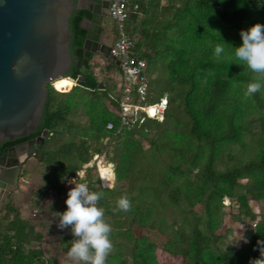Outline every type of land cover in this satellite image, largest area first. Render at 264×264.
Wrapping results in <instances>:
<instances>
[{"label":"trees","instance_id":"obj_1","mask_svg":"<svg viewBox=\"0 0 264 264\" xmlns=\"http://www.w3.org/2000/svg\"><path fill=\"white\" fill-rule=\"evenodd\" d=\"M127 8V33L135 42L134 54L147 62L149 75L147 95L135 100L152 103L169 92L165 119L146 118L116 132L121 89L113 72L118 65H107L99 52L84 49L86 38L97 39L100 29L94 33L83 27L84 18H95L90 9H75L70 18L73 63L67 71L70 77L62 78L76 84L70 89L48 84L38 128L6 141L46 131L43 143L36 144L24 164L26 190L18 198L12 196L0 214V264H68L60 253L78 258L69 225L89 206L91 192L97 211L83 222L90 260L78 264H103L100 250L109 235L119 245L124 246L117 240L122 235L132 244L133 264H162L159 253L176 264H264V74L256 68H264V0H128ZM158 64L166 76L154 78ZM81 105L87 125L72 115ZM109 122L113 129L107 128ZM148 126L160 128L165 138L151 140V167L158 164L160 151L171 146L172 161L160 165L164 172L157 183L141 163L147 152L137 134L146 137ZM114 138L118 143L116 159L112 158L113 186L99 184L92 177L93 167H86L83 180L91 192L80 181L70 189L67 175L83 169ZM243 178L245 183L240 182ZM132 190L152 196L138 209H130L122 234H110L103 225L104 213L113 214L112 206L133 199ZM47 194L62 201L58 213L68 223L57 251L46 250L44 232L22 217L24 207H34ZM166 195L174 212L171 224L159 217V210L167 206ZM225 196L238 204L243 216L256 221L239 248L224 241ZM65 200L74 204L68 206ZM250 200L263 202V212L255 213ZM85 226L92 228L91 234ZM126 255L121 250L108 262L119 256V264H128Z\"/></svg>","mask_w":264,"mask_h":264},{"label":"water","instance_id":"obj_2","mask_svg":"<svg viewBox=\"0 0 264 264\" xmlns=\"http://www.w3.org/2000/svg\"><path fill=\"white\" fill-rule=\"evenodd\" d=\"M100 5L98 0L90 10L103 17ZM78 8L85 7L76 0H0V143L35 131L42 120L48 84L70 77V18ZM86 22L92 20L83 19L82 25L88 29ZM99 25L105 28L103 22ZM83 47L99 52L107 65L119 64L101 38L88 37ZM45 135L46 131L13 146L9 155L22 163L35 153L36 144L43 143ZM19 169L18 164L6 167L0 179L16 183Z\"/></svg>","mask_w":264,"mask_h":264},{"label":"rangeland","instance_id":"obj_3","mask_svg":"<svg viewBox=\"0 0 264 264\" xmlns=\"http://www.w3.org/2000/svg\"><path fill=\"white\" fill-rule=\"evenodd\" d=\"M105 22L107 25L115 26L114 21L111 17H106ZM264 64V63H263ZM257 71L264 74V68L260 65H256ZM165 69L161 64H158L157 71L153 72L151 75L152 77L156 78L159 74L165 75ZM102 74V73H101ZM166 76V75H165ZM114 80L117 82L118 75L117 73L114 74ZM165 78V77H164ZM163 78V79H164ZM76 84L75 80L74 83L70 82L69 80L62 78L58 80L57 82H54L53 85H56L57 88H65L70 89L73 87V85ZM65 87H61V86ZM169 92H165L163 95L168 96ZM155 107H152V113L155 112ZM72 115L73 118L79 122L81 125H87L88 124V116L85 113V106L81 105L79 107L74 108ZM184 117V116H183ZM147 136L146 137H139L138 138L141 141V145L146 150L147 154L145 158L141 160L142 163V169L143 171L147 169L146 171L152 173L153 180L152 182H159V176L163 174L164 171L161 170L160 165H166L172 161L171 159V153H170V147L166 146L165 151H160V155L157 157L158 164L155 163L154 168L151 167V140H157L158 142H164L165 138L160 133V128L157 126H148L146 127ZM158 136H160L158 138ZM162 136V137H161ZM109 139L105 138L104 142H107ZM118 139L114 138L110 140V142L107 143V146L104 148L103 153L101 154H94L92 156V160L89 163H86L83 165V169L79 170L73 175H67L66 181L68 183V187L70 189H74L77 182H82V187L86 192H89L90 189L87 187V182L83 179L86 176L85 169L86 167H93L92 168V177L94 180L97 181L99 179V184L101 183L100 176L102 177L101 185L105 187H112L113 182L112 178L114 179V169H115V162L112 161V158L116 159V147H117ZM93 147V145H92ZM93 150V148H92ZM187 153H190L188 151ZM186 157L189 155L186 154ZM151 160V161H150ZM31 161V160H30ZM151 162V163H150ZM162 162V164H160ZM153 165V164H152ZM194 168V167H193ZM197 168H195L196 171ZM28 175V174H27ZM144 173H142V184H145L144 182ZM182 180V179H180ZM247 181V178H243L240 180L241 183H245ZM28 180L26 177H23L22 179V185L20 187V191H17L14 193L13 196L20 197L21 193L26 190ZM130 194H133V199H126L122 201V203L112 206V212L105 211L104 218H103V225L107 226L109 229V233L111 234L110 230H117L116 233H121L126 228L127 221L129 220V211L130 209H138L142 204L143 200L150 198L152 193H147V195H144L142 191L138 190H132L129 192ZM184 197L181 200V204L184 203ZM68 201V202H66ZM165 201L167 202V206L163 207L164 210H159V217H164L167 223L171 224L174 219V212L173 209L170 206H168V197L166 195ZM68 203V206L70 204H74L71 200H65L64 203ZM62 203L61 200H58V197L53 194H47L45 198H43L39 203H37L32 208L24 207L22 210V217L29 221L31 224H33L37 231H43L45 235V243L44 247L46 250H55L57 251L58 247L56 246L61 231H63L67 227V222L61 218V216L58 213V209L60 208V204ZM70 203V204H69ZM250 207L252 210L260 214L263 212V202H257L254 200H250L249 202ZM144 205V204H143ZM223 223H222V229L223 234L225 236L224 241L225 243H232L235 244L237 248H239L242 244L246 243L248 241V233H250V229L254 228L256 221H251L247 216H243L240 212V207L236 202L231 200L229 197L225 196L223 199ZM200 208V207H199ZM101 212V211H100ZM132 212V211H131ZM99 214V211L97 212ZM101 214V213H100ZM164 214V215H163ZM185 215V214H184ZM182 216V214L180 215ZM181 223V221H180ZM177 225V224H176ZM86 228V226H85ZM106 228V231H108ZM87 234L92 233V228L89 226L86 228ZM252 230V229H251ZM110 237V235H109ZM105 238L102 242V247L100 250V260L103 264H119L120 257L117 256L115 261H109L112 259V254L120 253V251L124 250L126 252V258L128 260V264H133L132 257H131V243H128L127 240L123 239V235L119 236L117 240L120 239V241L124 244V246L119 245L117 243H114L111 238ZM124 240V241H123ZM61 256L64 258V262H68V264H78L80 263V260L76 258L75 256H68L60 253ZM159 259L161 260L162 264H176L175 260L168 256L167 254L159 253ZM67 260V261H66Z\"/></svg>","mask_w":264,"mask_h":264},{"label":"built area","instance_id":"obj_4","mask_svg":"<svg viewBox=\"0 0 264 264\" xmlns=\"http://www.w3.org/2000/svg\"><path fill=\"white\" fill-rule=\"evenodd\" d=\"M128 0H111L109 5V16L115 21L117 37L111 46L112 55L119 60L117 69V84L121 89L120 96V124L116 130L120 133L124 127H132L134 123H142L146 118L158 121L165 119L168 107V96L163 95L159 100L147 103L136 101V98H144L148 93L149 75L147 72V62L134 54L135 42L127 33L126 22L129 18L127 8ZM155 107L156 111H152ZM108 129H113V122L107 124ZM91 192V191H89ZM97 211V198L90 193V204L70 222V229L76 238V251L80 263L90 260L86 253L87 240L85 238L83 222L88 216Z\"/></svg>","mask_w":264,"mask_h":264},{"label":"flooded vegetation","instance_id":"obj_5","mask_svg":"<svg viewBox=\"0 0 264 264\" xmlns=\"http://www.w3.org/2000/svg\"><path fill=\"white\" fill-rule=\"evenodd\" d=\"M77 1H81L86 9H90V8H92V5H94L95 2L98 0H77ZM100 1H101V5L99 6L100 7L99 9L103 13V17H100L99 15L95 14V18L92 20V24L90 26V29L94 33L97 31V29H100L98 32L99 36L97 39H99L101 37L103 38V36H106L107 41H108L106 45L111 47L112 44L114 43L116 37H117V29H116L115 21L113 20L115 26L110 25L109 32H107L106 29L102 28L99 25V22H105V18L110 17L108 15L109 14L108 10H109V5H110L111 0H100ZM37 137H39V136H37ZM33 138H36V137H27L23 140L16 141V142H13L10 144H7L6 141L0 143V175L2 173V170L5 169L6 167L11 168L12 166L17 165V164L20 167L18 175H17L16 180H15L16 183L4 182L2 179H0V214H2L4 212V210L6 209V205L11 200V197L14 195V193H16L17 191H20V187L22 185V179H23L22 174H23L24 164L34 154V153L31 154L30 156H28L25 159V161H23L22 163H19L18 157L9 155V150L13 146L18 145L21 142H24V141H27V140H30ZM2 181L4 183H2Z\"/></svg>","mask_w":264,"mask_h":264},{"label":"crops","instance_id":"obj_6","mask_svg":"<svg viewBox=\"0 0 264 264\" xmlns=\"http://www.w3.org/2000/svg\"><path fill=\"white\" fill-rule=\"evenodd\" d=\"M91 24H92V22H86V25L90 28V26H91ZM103 25L105 26V28L104 29H106L107 30V32H109V29H110V26L109 25H107L106 24V22H103ZM101 39L107 44V37L106 36H103V38L101 37ZM117 71H114L113 72V76H114V74L116 73ZM114 177V176H113ZM112 182H113V178H112ZM103 186V185H102ZM104 187H105V184H104ZM110 187V186H109ZM67 261V260H66ZM68 263V262H67Z\"/></svg>","mask_w":264,"mask_h":264},{"label":"clouds","instance_id":"obj_7","mask_svg":"<svg viewBox=\"0 0 264 264\" xmlns=\"http://www.w3.org/2000/svg\"><path fill=\"white\" fill-rule=\"evenodd\" d=\"M100 179H101V183L103 184V182H102V177H101V176H100ZM113 180H114V179H113ZM101 183H100V184H101ZM108 187H109V186H108ZM109 188H110V187H109Z\"/></svg>","mask_w":264,"mask_h":264},{"label":"bare ground","instance_id":"obj_8","mask_svg":"<svg viewBox=\"0 0 264 264\" xmlns=\"http://www.w3.org/2000/svg\"><path fill=\"white\" fill-rule=\"evenodd\" d=\"M58 79H60V78H58ZM58 79H56V80H58ZM56 80H55V81H56ZM55 81H54V82H55Z\"/></svg>","mask_w":264,"mask_h":264}]
</instances>
